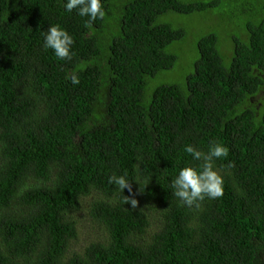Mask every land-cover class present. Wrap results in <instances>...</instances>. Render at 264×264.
Here are the masks:
<instances>
[{"label": "trees", "instance_id": "1", "mask_svg": "<svg viewBox=\"0 0 264 264\" xmlns=\"http://www.w3.org/2000/svg\"><path fill=\"white\" fill-rule=\"evenodd\" d=\"M65 3L0 0V264H264V0H102L91 25ZM197 13L219 22L163 82L187 36L160 19ZM56 24L70 59L43 46ZM213 142L223 196L183 205L185 146ZM87 198L102 234L80 248Z\"/></svg>", "mask_w": 264, "mask_h": 264}, {"label": "clouds", "instance_id": "2", "mask_svg": "<svg viewBox=\"0 0 264 264\" xmlns=\"http://www.w3.org/2000/svg\"><path fill=\"white\" fill-rule=\"evenodd\" d=\"M64 8L69 13L77 10L80 17H88L86 23L93 24L97 19H103L102 0H66ZM74 44L73 37L60 25H50L44 33L45 49H51L54 55L60 59L71 58V48ZM73 85L79 83V77L75 72L69 74ZM185 152L190 154L194 161H202L198 166L188 164L179 169L178 174L171 181L173 195L183 205L189 207L199 206V202L205 198L216 199L223 196V177L215 170L214 160L227 157L228 149L222 143L213 142L207 153L197 150L191 145L185 146ZM109 183L115 184L123 192L125 188L132 191L131 184L126 176L115 175L109 177ZM125 204L130 203L133 208L137 206V200L125 197Z\"/></svg>", "mask_w": 264, "mask_h": 264}, {"label": "rangeland", "instance_id": "3", "mask_svg": "<svg viewBox=\"0 0 264 264\" xmlns=\"http://www.w3.org/2000/svg\"><path fill=\"white\" fill-rule=\"evenodd\" d=\"M184 2H195L198 0H182ZM218 13L217 9H214ZM203 13H197L192 17H185L181 15H175L171 18L162 17L160 20L163 23H171L174 29H182L185 31L187 39L186 42L180 47L178 45H171L167 48V52L174 54L177 58L176 63L172 67V71L163 77V82L166 83H181L184 81L185 76L190 74L193 70V62L197 59V41L202 35L210 33L214 30L213 24L218 23V19L211 20L207 24V19H203ZM232 33V32H231ZM161 79L157 78V83H160ZM90 198H87L84 203L81 212L78 213V246L82 248L89 240L95 239L101 236L102 230L98 227L97 223L93 221V218L89 215V209L87 202Z\"/></svg>", "mask_w": 264, "mask_h": 264}]
</instances>
